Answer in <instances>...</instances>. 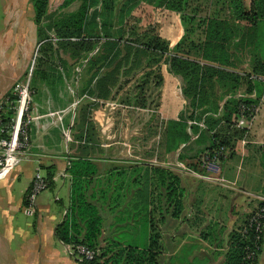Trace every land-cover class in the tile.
Masks as SVG:
<instances>
[{
	"label": "trees",
	"instance_id": "1",
	"mask_svg": "<svg viewBox=\"0 0 264 264\" xmlns=\"http://www.w3.org/2000/svg\"><path fill=\"white\" fill-rule=\"evenodd\" d=\"M50 1L29 0L39 35L37 65L33 72H39V66L56 58L59 49L70 48L75 59H86L82 76H91L76 89L77 96L81 97L88 92L101 99L110 95L108 85L117 88L121 73H128L122 72L125 65L130 63L133 69L140 68L141 62L149 64L162 60L167 71L180 81V95L184 101L177 119H168L164 123V150L178 151L179 161L193 169L197 165L201 166L202 162L197 158L203 153L209 158L215 157L219 162L225 158L236 133L233 124L238 106L241 103L252 106L248 105L249 101L234 97L240 82V75L235 68L240 63L239 56L243 51L247 52L250 60L252 59L251 63H254L252 72L264 74V0H250L249 8L245 7L243 0H226V13L222 17H203L196 27L199 28V37H183L172 49L153 32L152 27L143 31L124 28L126 19L123 16L128 15V4L134 0H61L58 10L67 8L74 2H79V6L75 11L59 16L49 12ZM187 3L188 0H158L156 5L183 15ZM95 5L99 8L91 10ZM47 15H51L49 28L53 35L50 32L43 36L39 33V27ZM187 18L192 19L182 16L185 21L184 31L192 33L195 28L186 26ZM131 55L137 58L133 62L130 61ZM143 73L132 92L137 90V95L132 97L135 101L138 100L135 104L139 107L146 105L144 102H147V98L140 96H144V85L151 82L154 72ZM29 82L31 85V79ZM225 95L230 97L220 107V114L214 116ZM4 98L3 117L8 121L11 115L9 107L14 105V96H10L8 92ZM84 100L81 107L88 106L89 100ZM189 120L202 121L205 128L202 129L197 124L189 126ZM87 131L86 128L85 133ZM192 134H198L189 149L196 146L192 153L194 160L183 152L188 148L186 145L191 141ZM89 167L91 162L88 160L79 158L70 161L67 170L72 175V215L57 226V237L67 245L84 244L96 251L92 260H83L81 264H172L176 251L171 235L178 232L177 224L180 225L185 211V190L181 178L170 169L153 167L161 225L158 227L155 219L148 215V242L140 247L131 239H119L121 234L128 237L133 235L127 229L119 231L113 238L102 236V217L87 202L85 188L81 186V182L89 181L94 174V171H88ZM44 178L47 187H50L51 176ZM249 215L239 230L231 233L228 240L230 244L221 264H264V216L260 218V231H256L252 225L243 233L241 229L247 224ZM139 220L138 218L137 221ZM118 222H122V219Z\"/></svg>",
	"mask_w": 264,
	"mask_h": 264
},
{
	"label": "crops",
	"instance_id": "2",
	"mask_svg": "<svg viewBox=\"0 0 264 264\" xmlns=\"http://www.w3.org/2000/svg\"><path fill=\"white\" fill-rule=\"evenodd\" d=\"M243 1L245 7L249 8L250 0ZM75 3L77 6L72 9L71 6ZM9 6L10 11L16 15L6 19V23L14 19L13 25H15V31L19 30V35L22 34V28H30L39 46L34 10L29 0H14ZM78 6L79 2H74L59 11L73 12ZM94 8L97 9L99 6L95 5L91 10ZM159 8L179 15L176 11L168 10L163 6ZM180 25L179 19L170 23L171 28H169L174 32L172 36H167V39L173 43L172 45L181 39L183 33ZM167 34L169 35L168 31ZM2 36L8 37L6 34ZM239 62L235 70L240 75V82L234 97L245 102L249 101L248 105H252L251 108L255 107V110L247 126L235 127L236 133L229 152L219 162L218 177L221 180L200 177L201 174L202 176L208 174L200 165L194 169L188 167L189 171L184 174L181 170H178L179 173L158 165V167L170 169L181 178V184L185 190V212L188 203V217L192 216L193 220L203 222L199 235L204 243L203 253L206 254L204 259L206 264H221L224 261L232 230L241 227L247 216L259 206L257 196H264V80L258 77L264 74L252 72L254 63H251L252 59L250 60L247 52L243 51V54L239 56ZM1 64L5 69L7 68L6 62L1 60ZM22 73L7 72L6 75L0 73V99L11 91L12 83ZM167 73L175 77L168 71ZM81 76L82 72L79 74L77 72H37L31 81V88L33 87L35 91L33 105L36 111L33 115L39 114L42 117L30 125V149L17 156V161L9 174L0 177V264H81L69 254L67 244L56 235L57 226L67 216L72 215L70 209L73 204L72 175L67 169L71 160L79 158L91 162L88 171H94L91 179L81 182V186L85 188L87 202L91 203L102 217V236L113 238L119 231L127 229V232L133 234L130 238L132 242L141 247L148 242V215L155 219L158 227L161 225L153 167L148 169L143 165H136L137 163H133L130 159L129 151L121 154V151L117 152L109 148L110 143H101L105 148H95L99 146L100 135L93 121L99 124L101 120L98 118L101 116L106 124H114L112 112L110 110L106 112L105 108H102L104 103H99L100 100L93 104L88 103L93 108L91 112L86 105L69 111L72 99L69 92L76 91L88 74H84L82 80ZM69 81H73L74 84L68 86ZM108 90L110 91V95L107 96L109 99L116 92V87L108 85ZM229 97L230 95H225L219 102L218 113L214 116L220 114V107ZM105 99L101 98V100ZM48 110L65 111L61 119L62 126L52 123V119L46 116ZM180 110L169 119H177ZM71 123H74V144L68 146L62 137L61 128L67 125L69 127ZM199 127L204 129L205 125ZM86 128L89 134L91 133L92 139L96 134L97 141H87V143L81 141L82 144H79L77 137L86 134ZM77 129L80 132L83 131L81 136ZM101 133L108 142L110 130L107 132L101 130ZM197 136L198 134H192L191 141L186 145L188 148L185 147L186 150H183L189 159L193 158L192 153L196 146L189 149ZM163 151L166 156L171 155L169 153H176L166 152L164 149ZM117 158H119L118 161H116ZM177 159L179 161L178 157ZM197 160L201 161L198 158ZM76 171L83 170L76 169ZM138 171L139 173L134 175ZM36 172L43 177L51 176L52 185L39 193L32 210L27 211L25 200ZM187 199L188 202H186ZM137 215H143V219ZM138 218L139 221H137ZM119 219H122V222H118ZM177 227L178 232L171 235L175 241V251L179 223ZM137 235L141 238L140 241L136 240Z\"/></svg>",
	"mask_w": 264,
	"mask_h": 264
},
{
	"label": "rangeland",
	"instance_id": "3",
	"mask_svg": "<svg viewBox=\"0 0 264 264\" xmlns=\"http://www.w3.org/2000/svg\"><path fill=\"white\" fill-rule=\"evenodd\" d=\"M10 1L12 2L14 0H0V63L1 60L2 62L7 63L6 69L2 64L0 65V73L6 75L7 72H23L11 85L10 96H14L13 89L17 84L25 81L27 78L32 81L33 77L37 74V72L33 71L37 65L38 45L30 28H22V34L19 35V30L15 31L16 28L15 25H13L14 19H10V22L6 23V19L16 15L10 11ZM60 1L61 0H51L49 3V12H53L52 14H55L56 16L63 14V10L59 11L57 9ZM225 1L226 0H188L187 7L184 11L185 14L177 15L161 10V8H159L161 6L156 5L158 0H134L135 3L128 4V6L131 7H129L130 10L128 15L125 14V16H123L126 19V26H124V28L131 27L137 31H143L145 28L152 27L153 32L162 36V39L166 42L168 47L172 49L174 45H172L173 43L167 39V36H172V33L174 32V30H170V23L172 21L179 19V22L181 23L180 26H182L181 31L183 33L181 39L183 37L198 38L199 28H196L198 21L206 16L217 15L222 17L226 13L227 8ZM246 2H248V0H246ZM75 6H77V3L71 6L72 9ZM27 12L29 13V10ZM25 16L27 15L25 14ZM50 16L51 15H47L42 25L39 27L40 35L46 36L47 34H50V32V35H53L52 29L49 28ZM182 16L185 18L192 17V19L188 20L187 18L186 20V26L195 28L192 33L184 31L183 22L185 21L182 20ZM167 31L169 32V35L167 34ZM3 34H6L8 37L4 38L5 36L3 37ZM56 46L59 47L60 45ZM136 59L137 58L133 55L130 56V61L133 62ZM78 60L79 59H75V57L72 56V50L70 48H66V50L61 48L59 49L56 58H53L49 63H44V65L39 66V72H82L86 64V59L81 61ZM161 61L162 60L159 62H151L149 64L141 62L140 68L133 69H131L132 64L129 63L125 65L122 68V72L128 73H121L116 92L112 98L101 100L100 98L97 99L91 96L88 92L82 94L81 97H78L73 91H70L69 95L72 97L71 104L74 100L78 99V106L83 104L82 102L85 101L84 99L89 100V104H93L92 102H99L100 100L99 103H104L102 108H105L106 112L110 110L113 114L112 117L114 118V124H106V121L101 119V116L98 118V120H101L99 122L100 125L96 121H93L95 129L97 130L98 128L100 135L98 139L99 146H96L95 148H105L102 144L110 143L109 148H112L117 152L121 151V154L124 151H129L131 158H126H130L133 160V163H137L136 165L138 166L143 165L148 168L161 165L168 167L173 171H180L181 167H179L180 162L177 159V152L169 153L171 155L166 156V153L163 151L164 123L172 115L175 116L184 103L180 95V81L167 73L166 65ZM143 72H154L155 74H152L151 82L149 81V83H145L142 91L144 96H140L144 99L145 97L147 98V102H144L146 105L145 107H139L135 104L138 100L136 99L135 101L132 97V95H137V90L134 93L132 92L133 87L140 82L139 77L144 74ZM90 77L89 74L86 79ZM92 82L94 83V80ZM73 84V81L68 82V86H72ZM32 88L33 100L35 91ZM2 100L4 101L5 98L2 97L0 101ZM71 104L69 111L72 109ZM8 105L10 104L8 103ZM88 106L89 112H91L93 108L91 105ZM67 128L68 125L63 127L65 130ZM73 130L74 127H70V139L67 142L68 146L74 144ZM101 130L104 132L110 130V139H108V142L104 139L105 137L101 133ZM76 131L78 133L80 132L79 129ZM82 132L83 131L80 132V136ZM94 139L91 138V133L89 134L88 131L86 134H83L82 137H77L79 144H82L81 141L86 143L87 141L96 142V134ZM118 160L119 158H117L116 161ZM138 173L139 171L134 175ZM181 173L184 174L185 171L181 170ZM148 174H150V172H148ZM186 202H188V199ZM186 207V212L184 211V217L179 225V234L178 238H176L177 250L174 256L175 260L173 261L172 259V264H205L204 259L206 254H203L204 243L202 237L199 235L203 222L196 221V219L193 220L192 216L188 217V203ZM239 228L237 230H239ZM237 230H232V232H236ZM123 236L125 237L123 238ZM130 237L126 236V234H121L119 239L126 238V240H129ZM140 239L141 238L138 236L136 240L140 241Z\"/></svg>",
	"mask_w": 264,
	"mask_h": 264
},
{
	"label": "built area",
	"instance_id": "4",
	"mask_svg": "<svg viewBox=\"0 0 264 264\" xmlns=\"http://www.w3.org/2000/svg\"><path fill=\"white\" fill-rule=\"evenodd\" d=\"M79 74V72H77ZM264 80V76H258ZM32 90L30 87V82L28 78L17 84L13 89V95L15 97L14 105H11L9 108L11 110V115L8 121L4 120L3 114L5 113V108L3 106L4 101H0V171L4 170L2 176L9 174L10 169L17 161V156L20 153H23L30 149L31 139H30V125L41 118L39 114H34L36 108L33 105L32 100ZM76 93V91H73ZM241 96V95H240ZM78 98V97H77ZM79 104L78 99L74 100L72 103V109L77 107ZM255 110V107H246L245 104H240L238 106L237 115L234 119V127L247 126L249 118L252 117V113ZM65 111H53L48 110L46 116L51 118L52 123L62 126L61 119L64 116ZM187 124L190 126L192 124H197L203 127V122L188 121ZM70 126L65 130L62 129V137L67 143L69 138ZM43 127V126H42ZM202 164L201 167L204 168L208 174L205 176L200 175V177L214 178L218 181L221 179L218 177L220 166L219 161L215 158H209L206 153H203L199 156ZM179 167L182 171H189L187 166L180 162ZM1 177V176H0ZM47 188V182L45 178L36 172L33 180L31 182L28 194H27V211L32 210L36 197ZM259 199V206L250 213L247 224L243 225L241 232L245 233L248 230V227L252 225L255 227L256 231H260L261 224L260 218L264 216V196H257ZM68 252L72 255L77 261L81 262L83 260H92L96 251L89 248L84 244H75L67 245Z\"/></svg>",
	"mask_w": 264,
	"mask_h": 264
},
{
	"label": "bare ground",
	"instance_id": "5",
	"mask_svg": "<svg viewBox=\"0 0 264 264\" xmlns=\"http://www.w3.org/2000/svg\"><path fill=\"white\" fill-rule=\"evenodd\" d=\"M3 173H4V170L0 171V176H2V175H3Z\"/></svg>",
	"mask_w": 264,
	"mask_h": 264
}]
</instances>
